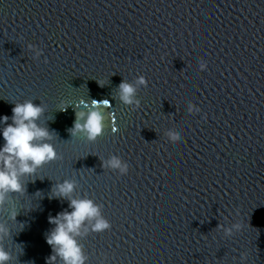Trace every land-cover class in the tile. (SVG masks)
<instances>
[{
    "label": "water",
    "instance_id": "95a60500",
    "mask_svg": "<svg viewBox=\"0 0 264 264\" xmlns=\"http://www.w3.org/2000/svg\"><path fill=\"white\" fill-rule=\"evenodd\" d=\"M27 102L55 157L3 193L4 264L56 255L64 182L98 209L84 264H264V0H0V117ZM91 111L102 133L70 134Z\"/></svg>",
    "mask_w": 264,
    "mask_h": 264
},
{
    "label": "clouds",
    "instance_id": "9594fccd",
    "mask_svg": "<svg viewBox=\"0 0 264 264\" xmlns=\"http://www.w3.org/2000/svg\"><path fill=\"white\" fill-rule=\"evenodd\" d=\"M138 83L143 84L145 82L141 78ZM134 91L132 86L121 82L119 85L120 100L125 104H132ZM101 104L109 105V102L107 100L92 101L94 108ZM63 110L61 109V111ZM11 111L12 124L7 123L9 117H0V123L7 125L0 133L5 141L4 147L0 149V165L3 167V170H0V202L3 200L4 192L21 191L22 186L18 181V174H33L37 167L55 157L53 147L43 142L49 138V132L39 128L34 123L39 118L42 109L31 102H27L14 105ZM81 119L84 120V123L74 122L69 130L70 134L74 135L80 130H85L89 139H95L102 133L104 118L99 111H91L86 114L77 113L76 120ZM172 139L176 140L177 137L173 136ZM111 166L119 167V161L113 160ZM56 187L58 198L67 199L68 207L72 211L62 212L56 217L49 218V223L54 224L55 228L47 236L46 242L56 255L48 258V264H54L57 256L63 260L64 264H84V258L72 234H78L79 226L87 218L97 216L98 209L91 201L71 199L72 183L64 182ZM94 227L96 230H103L108 225L100 221ZM236 227L239 228L240 225H236ZM8 259V254L0 250V264H4Z\"/></svg>",
    "mask_w": 264,
    "mask_h": 264
}]
</instances>
